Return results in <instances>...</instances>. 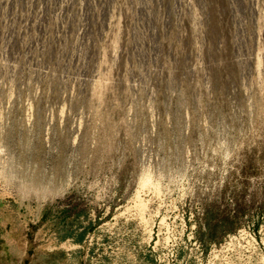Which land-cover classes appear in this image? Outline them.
<instances>
[{"label": "rangeland", "instance_id": "rangeland-1", "mask_svg": "<svg viewBox=\"0 0 264 264\" xmlns=\"http://www.w3.org/2000/svg\"><path fill=\"white\" fill-rule=\"evenodd\" d=\"M0 264H264V0H0Z\"/></svg>", "mask_w": 264, "mask_h": 264}]
</instances>
